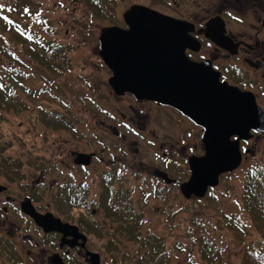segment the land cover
<instances>
[{
  "label": "rangeland",
  "instance_id": "rangeland-1",
  "mask_svg": "<svg viewBox=\"0 0 264 264\" xmlns=\"http://www.w3.org/2000/svg\"><path fill=\"white\" fill-rule=\"evenodd\" d=\"M172 1L177 6L170 8L169 2L172 4ZM133 4L184 18H193L194 12L204 16L203 10L209 8L208 0H0V48L4 47V52H0V73L8 76L13 89L22 95L27 105L25 111L3 112L0 108V139L10 143L5 155L20 163L22 184L6 182L7 179L1 175L0 182L9 184V193L14 198L29 195L39 209L75 223V217L78 218L74 210L69 211L68 207H57L56 204L54 208L52 199L58 187L75 184L76 177L77 182L88 185L92 198L96 200L101 193L99 184L121 168L122 182L135 200L136 212L142 215L143 236L154 233L161 237L170 249L171 264H188L193 258L198 262L201 235L218 240L219 244L224 243L228 252L223 256V264H236L244 249L243 238L248 241L254 236L249 235L248 239L241 237L242 231L232 222L234 215L243 213V186L247 173L255 165L264 167V135L241 143L243 154L250 151L247 156L243 155L242 164L233 174L221 177L219 186L203 199L185 200L182 197L180 186L189 176L177 166H174L170 177L174 184L163 191L164 198L154 199V187L150 182V179L155 181L152 173L154 168H166L161 151H155L154 145L163 144L162 150L171 146L175 160H179L185 170L187 164L179 158V151L186 158L189 154L200 156L203 149L198 134L174 119L162 120V124L160 121L149 122L146 130L150 132L146 137L151 138V143L145 136L142 138L123 129L120 131L125 133L124 139L114 137L113 130L111 132L108 128L112 125L119 130L114 119L110 118L117 102L113 101L108 90L109 73L98 57L97 40L102 28L121 26L123 12ZM232 27L237 31L245 29L238 23ZM17 29L30 32L51 45L62 46L71 69L62 74L41 70L31 58L30 45L35 44L21 35L19 37ZM18 65L22 71L16 68ZM260 86L264 88V82ZM262 93L258 103L264 108V91ZM44 111L65 116L71 121L72 128L45 126ZM100 121L105 125H100ZM105 148L113 152L111 155L107 150L101 155L106 159L105 165L98 162L85 172L75 168L71 152L98 153V149ZM116 155L122 161L115 163L118 160H114ZM18 224L21 228L27 226L23 221ZM31 234L36 240L37 232L32 231ZM92 236L97 238L98 235ZM123 240L119 252H116V247L108 250L101 249V245L95 247L103 264H130L135 260L136 243L128 238ZM92 241L101 243L100 240ZM28 248L36 253L32 252L33 261L27 258L30 264H47L48 256L44 251L36 249L34 244ZM2 259L0 257V264H8Z\"/></svg>",
  "mask_w": 264,
  "mask_h": 264
},
{
  "label": "water",
  "instance_id": "water-1",
  "mask_svg": "<svg viewBox=\"0 0 264 264\" xmlns=\"http://www.w3.org/2000/svg\"><path fill=\"white\" fill-rule=\"evenodd\" d=\"M122 17L127 29L105 27L98 37V55L113 74L109 85L119 96L130 93L137 100L174 108L202 128L204 155L189 159L190 177L180 192L185 199H203L209 188L218 186L219 176L240 166L239 142L252 138L251 132L264 134V112L253 94L219 82V74L209 64L187 59L186 49H199L190 36L192 24L142 5L130 6ZM205 36L233 53L220 19L207 23ZM232 137L236 139L231 141ZM90 158L80 155L76 163L87 165ZM4 189L0 186V191ZM21 210L45 232L84 239L76 227L50 213L38 214L29 199ZM87 257L89 264H100L97 254L87 253ZM52 264L63 262L56 256Z\"/></svg>",
  "mask_w": 264,
  "mask_h": 264
},
{
  "label": "flooded vegetation",
  "instance_id": "flooded-vegetation-1",
  "mask_svg": "<svg viewBox=\"0 0 264 264\" xmlns=\"http://www.w3.org/2000/svg\"><path fill=\"white\" fill-rule=\"evenodd\" d=\"M169 4L170 8H173L174 5L177 6L175 1H172V4L169 2ZM207 6L209 8L203 10L204 16H200V13L194 12L195 16L193 18L162 14L193 25L194 30L190 33V36L199 43V49L197 51L191 49L185 50V56L190 62L195 64H209L213 72L219 74V82H225L231 87L238 88L241 92L252 93L258 103L262 99L260 97L263 95L262 91H264V88L260 86L264 82V0H208ZM217 18L223 22L224 36L231 41L230 44L233 48V53L215 44V42L205 36L207 23ZM122 23L119 28L127 29L123 18ZM237 23L242 24L245 29L241 31L233 30L232 26ZM104 67L109 73L107 79L108 90L112 95L113 101L117 102V107L113 109V114L110 115V118L114 119V124L119 127V130L117 131L116 127L112 125L108 126V128H111V132L113 130L114 137L124 139L125 133L120 131V129H123L126 132H133L144 138L150 132L146 130L149 122L152 124L160 121L162 124L165 120L174 119L188 126L190 131L192 130L198 134L204 154L201 139L203 130L201 127L195 125L178 110L169 106L148 100H137L130 93H124L121 96L115 94L108 82L113 74L107 66L104 65ZM241 73L244 75L241 76ZM162 120L164 121L162 122ZM104 123V121H100L99 124L105 125ZM146 140L149 143L152 142L151 138L146 137ZM242 146L240 144V149H242ZM154 148L157 149L155 150L157 152L161 151V158L166 162V168L164 170L154 168V173H152L151 177L155 181L152 182L150 179V182L151 185L157 186L163 196V191L170 189L168 186L171 187V184H174V180L170 178L174 171V166L181 168L182 172L184 171L189 176V159L203 155L201 153L200 156L189 154L185 158L179 151V158L187 164V170H185L184 165L179 160H175L171 146L166 150H162L163 144L154 145ZM107 150L112 155L113 152L110 151V148L98 149V153L93 151H73L71 152L73 164L76 169L82 172L87 171L92 165L98 162L101 165H105L106 163L104 161L106 159L101 155L105 154ZM193 150H196V147H193ZM246 152L250 151H245L244 154L242 152V157L243 155L247 156ZM122 153L125 154V150ZM80 155L90 156V163L87 165L77 164L76 160ZM116 159H118L117 155L114 157V160ZM120 161L122 160L118 159L114 162ZM113 166L116 165L114 164ZM118 167H121L120 164H118ZM77 172L75 170V173ZM187 172H189V175ZM122 173L121 168H117L114 174L111 175L122 180ZM130 173L132 174L133 172L131 171ZM15 183L22 184V182H12V184ZM8 185L7 183L0 182V186L5 188L0 191V257H3L4 259L2 260H5L8 264H30L27 258L33 261L34 258L32 255L36 254L35 251H30L28 248L32 244L35 245L36 249L45 252L48 256L47 264H52V258L56 256L62 260L63 264H89L87 262L88 257L86 258L87 253L97 254L100 264H103L100 254L95 252V247L101 245V249L108 250L112 247L119 246L122 242L124 243V240H117L111 236L117 229L116 226L111 221L106 222L101 220V218H104V214L103 212L101 213L99 207L102 183L99 184L101 186V193H99L98 198L95 200L92 198L91 191L88 190V185L77 182V178L75 177V208L73 210L75 211V216L78 218L76 219L75 217V223L65 221L48 210L39 209L34 204V199L29 195L21 197V199L14 198L9 193ZM116 185L117 183L113 184L114 188ZM82 188L84 196H78V192ZM213 190L209 189L208 194ZM41 198H44V196L41 195ZM27 199L31 201L32 206L38 214L46 215L50 213L54 218L61 220L62 223L76 227L78 233L82 234L84 239H75V235L64 236L62 233L55 231L45 232L28 215L22 212L21 204ZM19 221H23L27 226L21 228L18 224ZM119 226L122 228V224ZM85 228H88V231ZM32 231L37 232L38 237H36V240L34 235L31 234ZM91 234H97L98 236L96 238ZM92 239L97 240V242L100 240L101 243H96Z\"/></svg>",
  "mask_w": 264,
  "mask_h": 264
},
{
  "label": "trees",
  "instance_id": "trees-1",
  "mask_svg": "<svg viewBox=\"0 0 264 264\" xmlns=\"http://www.w3.org/2000/svg\"><path fill=\"white\" fill-rule=\"evenodd\" d=\"M1 17L8 20L7 16L2 15ZM16 34L19 37L21 35L26 40L29 39L36 45H30L31 58L41 70L62 74V72L71 69L67 52L62 46L44 42L39 37L31 35L30 32L28 33L25 30L19 31L17 29ZM0 52H4V47L0 48ZM19 65L21 64L19 63ZM19 65L16 68L22 71L23 68ZM3 76L0 73V108H2L3 112L14 109L25 111L27 109L26 101L17 90L13 89L8 76ZM16 82L20 83L18 80ZM1 115L0 119L2 118ZM42 115L44 125L49 128L61 127L65 128V130L72 128L71 121L59 113L44 111ZM8 147H10V143L0 139V175L8 181L20 182L22 178V172L19 169L20 163L5 155ZM114 183H117L115 188L113 186ZM82 191L83 188L79 191L81 192L80 194L78 192V196H84ZM152 194L157 198H164L157 187H154ZM52 202L54 203V208L56 204L57 207H68V210L72 211L75 208V184L67 183L58 187ZM135 205L132 194L124 186L121 178L111 175L102 182L99 206L101 213L103 212L104 214L102 220L111 221L116 226L117 229L111 235L112 238L114 237L121 241L124 238H128L129 241L135 242L137 245L134 253L135 260L129 263L171 264L170 249L165 246L163 239L154 233H148V235L143 236L142 215L140 212H136ZM242 208L243 213L234 215L232 223L242 231L241 237L247 238L248 236L249 238V235H252L254 238H250L248 241L243 238L244 249L236 264H264V167L255 165L247 173L244 179ZM120 224H122V228H120ZM168 227L170 229L171 225L168 224ZM87 229L85 228V230ZM121 245H123V242L116 249L112 247L113 245L111 246L112 248H109L119 252ZM176 248L180 250L179 246H176ZM226 248L224 243L219 244L218 240L201 235L198 248L199 261L195 262L193 258L189 260L188 264H223V256L228 252Z\"/></svg>",
  "mask_w": 264,
  "mask_h": 264
}]
</instances>
